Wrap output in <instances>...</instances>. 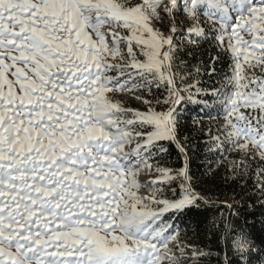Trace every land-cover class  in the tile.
<instances>
[{
	"label": "snow or ice",
	"instance_id": "snow-or-ice-1",
	"mask_svg": "<svg viewBox=\"0 0 264 264\" xmlns=\"http://www.w3.org/2000/svg\"><path fill=\"white\" fill-rule=\"evenodd\" d=\"M178 12L190 18V44L213 31L231 58L221 88L175 71ZM121 92L144 110L122 104ZM200 95L223 108V139L212 143L239 154L233 179L254 176L264 194V0H0V264H198L209 255L163 218L204 201L179 131L185 103L208 107ZM167 145L182 167L161 164ZM177 183L179 198H163ZM231 245L243 257L249 234L231 230Z\"/></svg>",
	"mask_w": 264,
	"mask_h": 264
},
{
	"label": "trees",
	"instance_id": "trees-1",
	"mask_svg": "<svg viewBox=\"0 0 264 264\" xmlns=\"http://www.w3.org/2000/svg\"><path fill=\"white\" fill-rule=\"evenodd\" d=\"M211 45L207 41L199 46L186 51H178L177 59L184 62L188 67L199 66L200 76L207 78L204 70L210 63ZM181 139L189 140V170L193 176V186L205 184L213 185L208 191V197L214 199L213 203L202 201L198 208L184 210L182 213H166L165 220L174 223L179 230V239L185 244L194 245L197 249L209 253L198 264H252L254 262L252 251H248L243 257L237 254L231 245V230L243 229L249 234V241L253 248L258 249L257 257L264 253V203L258 201L255 187L251 177L247 179H227L224 171L217 173L213 178L205 174V168L213 159L204 143L203 135L194 131L188 120L180 123ZM168 152L162 157L167 159L174 168L183 166V158L180 156L175 145H167ZM176 192L178 184H173ZM171 191V190H170ZM172 192V191H171ZM233 200L232 207L228 210L226 219L219 216V212L225 210L220 204L223 199ZM191 253H189L190 256ZM245 259V263L241 259ZM188 264H193L188 259Z\"/></svg>",
	"mask_w": 264,
	"mask_h": 264
},
{
	"label": "built area",
	"instance_id": "built-area-1",
	"mask_svg": "<svg viewBox=\"0 0 264 264\" xmlns=\"http://www.w3.org/2000/svg\"><path fill=\"white\" fill-rule=\"evenodd\" d=\"M185 21H190L189 16L185 17ZM201 22L203 26L210 25L211 22L206 23L201 18ZM218 29V28H217ZM216 33H212L211 31L208 32V36L206 39H202L198 45L199 46L202 42L207 41L211 45V52L210 57L219 56V60L215 63L216 74L212 77L202 78L199 76L197 87L203 89H210L211 87L221 88L222 82L224 81L225 76L231 75V58L226 55L221 48L217 47L216 40L214 39ZM211 61V60H210ZM154 91H164L163 88L157 90L153 88ZM193 92H195V88H193ZM128 95L126 92L117 93V98ZM163 96H166L163 94ZM201 101H208V107H205L203 104L199 103H192L188 102L183 105V109L181 110L179 123H184L186 120L189 121L191 128L194 131H199L203 135V143L206 149L213 154V159L210 162H215L218 165L216 169L219 167H225L227 163L233 160H239V154L234 151L230 144L223 143L219 148L215 147L212 143V137L216 135H221L223 139V121H224V111L221 106L218 104H214V98L210 95H200L198 97ZM213 176L214 173H209ZM211 176V177H212ZM210 177V178H211ZM252 182L255 187V177H251ZM211 189H213V185L210 184ZM255 193L257 195L258 201L264 203V194L258 192L255 188ZM201 191L196 190V193L202 197ZM205 201V200H204ZM250 242V241H249ZM251 243V242H250Z\"/></svg>",
	"mask_w": 264,
	"mask_h": 264
},
{
	"label": "rangeland",
	"instance_id": "rangeland-1",
	"mask_svg": "<svg viewBox=\"0 0 264 264\" xmlns=\"http://www.w3.org/2000/svg\"><path fill=\"white\" fill-rule=\"evenodd\" d=\"M258 2V0H257ZM185 17H187V13L186 12H178L177 13V20H178V26H179V31L180 33H182L183 35L181 34H178L176 36V42L177 44L179 45V51H186V50H190V49H193V47H196V46H193V44H190L188 42V35H187V29L188 27L191 26V21H188L186 22L185 21ZM203 19V21H206V23H209L211 21H208L207 18L202 14L200 19ZM165 25H168V19L167 17H165ZM153 27L155 28H159L161 31L164 32L165 35L168 34L169 32V27L168 26H165V27H161L159 23H156L153 25ZM209 25L205 26V28H208ZM215 28H219V23H217L215 26ZM213 33V31H211ZM199 68V66L195 65V66H192V67H188V65L184 64V62H179V59L176 58V68H175V71H177V73L179 74V77H183L188 83H192V84H197V81L199 80V75H197V72H196V69ZM179 82V80H178ZM162 93L164 95H167V93L165 91H162ZM153 94L157 97V98H160V99H163V94L160 93V91H154ZM185 95H187V93H185ZM151 98V97H149ZM122 104L126 105V106H129V107H132V108H136V109H140L141 111H143V107L142 105L132 99L131 95L128 94V95H123L121 97L118 98ZM131 147H134V145H132ZM161 164H166L167 166L169 167H172L174 168L173 165L170 164V162L165 159L164 157L161 158ZM209 164L207 165V167L205 168V174L210 178L212 175L209 174V173H214L213 176L211 178H213L215 175H217V173H222L224 171V177H226L227 179H230L232 178V173L229 171V165H230V162L226 164L225 167H219L218 169H216V166L218 165L217 163L215 162H208ZM138 179L141 183H145L147 182L150 177L147 176L145 173L141 172L138 176ZM178 184V183H177ZM172 187H175L172 185ZM178 190L175 194H173V192L170 191L169 188H165L164 189V192H163V198H167V199H178L179 198V195H180V189H179V185L177 186ZM195 191L196 190H200L201 192V195L202 197L204 198V200L207 202V203H213L214 202V199H210L207 195H208V191L211 189L210 187V184H205V185H200L199 187L196 186L194 187ZM145 195H147V193H143ZM222 205H224L226 208L225 210H222L219 212V216L218 218L220 217H224L226 219V215H227V212L228 210L230 209L229 207H227V205H232L233 204V200L232 199H229V198H225L222 200V202L220 203ZM171 213V212H170ZM166 214V213H165ZM164 214V215H165ZM164 220H165V217H163ZM166 222H169L168 220H165ZM169 247L172 248L173 247V244L170 243L169 244ZM249 251H252L253 252V255H252V258L254 260V262H252V264H264V253L259 257L256 256V254L258 253V249L255 247L253 248V244L249 242ZM191 255V254H190ZM243 261V263H245V259H241ZM184 264H188V261L185 260L184 261Z\"/></svg>",
	"mask_w": 264,
	"mask_h": 264
}]
</instances>
